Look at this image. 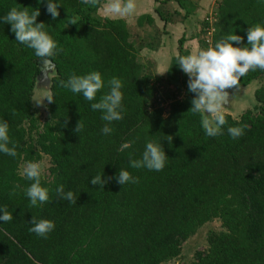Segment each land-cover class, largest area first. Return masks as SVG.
Returning <instances> with one entry per match:
<instances>
[{"label":"trees","instance_id":"1","mask_svg":"<svg viewBox=\"0 0 264 264\" xmlns=\"http://www.w3.org/2000/svg\"><path fill=\"white\" fill-rule=\"evenodd\" d=\"M107 1L60 0V16L53 20L46 3L0 0V17L13 7L29 13L39 8L37 22L62 50L50 58L56 64L50 88L55 100L42 123L33 102L41 59L15 41L10 24H0V120L8 123L9 147L17 152L0 153V206L13 215L0 223V264H166L215 219L226 231L210 233L208 249L196 252L189 264H264V85L255 92L258 112L250 109L239 119L225 113L223 134L208 137L201 115L190 111L189 77L182 70L178 80L145 73L128 20L99 15ZM216 12V32L203 41L205 50L234 33L243 37L234 46H246L247 30L264 26L258 0H221ZM72 17L79 23L65 27ZM185 41L180 39V56L189 55L182 49ZM93 71L105 81L93 102L109 91L113 77L123 84V119L109 125V135L102 133L106 122L92 102L61 86L72 74ZM263 76L259 69L249 71L235 89ZM166 86L172 92L160 91ZM79 121L83 129L76 133ZM234 126L245 129L242 137H230L227 128ZM147 142L162 143L168 156L162 171L130 167ZM125 143L131 146L121 151ZM43 156L51 161L50 179L42 175L41 181L49 201L30 207L26 189L32 182L21 177V165ZM121 168L137 182L119 184ZM102 173L111 177L104 189L90 182ZM61 185L77 203L59 199ZM33 216L53 221L55 229L46 238L30 233Z\"/></svg>","mask_w":264,"mask_h":264},{"label":"clouds","instance_id":"2","mask_svg":"<svg viewBox=\"0 0 264 264\" xmlns=\"http://www.w3.org/2000/svg\"><path fill=\"white\" fill-rule=\"evenodd\" d=\"M39 4H45L47 12L53 20L60 16V0H38ZM84 5H95L97 0H80ZM258 3L264 5V0H258ZM136 10L135 0H109L106 5V11L109 14L124 17L131 15ZM40 16V9L29 13L25 8L23 10L15 7L11 8L4 16L0 17V24L8 23L11 25V31L15 34V41L19 44L34 50L37 58L49 62L50 58L58 55L62 51L57 42L46 32L45 24L37 22ZM79 18L72 17L67 20L68 24H78ZM243 43V37L232 34L224 40L217 42L214 47L206 50H200L188 56H178L176 63L179 68L189 77L188 90L194 94L191 101L190 111L193 115H201V126L208 137H217L222 135V128L227 123L222 104L229 97V89H235L238 86L240 78L247 75L249 71L257 69L264 71V26H251L247 30V45L240 47L234 46ZM164 73V72H163ZM61 86L69 89L73 94L82 95L86 101L92 102L93 111L102 113L101 119L106 122L101 129L104 135H109L113 128L109 125L114 121L123 119V93L122 81L113 77L107 82L109 91L102 95L98 102L97 93L105 88V81L98 71L90 72L86 75L72 74L66 81H61ZM48 104L54 102V94L48 92L44 95V100ZM42 102V103H43ZM37 105L42 104L36 102ZM83 129V124L79 121L75 132L79 133ZM227 132L231 138L237 139L244 135L243 127H228ZM169 143L172 137L168 136ZM11 143L9 137V125L6 121L0 120V153L11 157L17 155L16 147ZM131 145L125 143L121 151L129 148ZM168 156L162 146V143L147 142L142 153V158L138 160L130 159L129 165L133 169L146 168L149 171H162L167 162ZM22 178L32 183L26 189V196L30 200V207L43 205L49 201V189L42 186V168L38 162H28L20 172ZM111 177L103 178V173L91 178V184L104 189L105 184ZM117 182L121 185L127 183H136L137 180L128 170L120 169ZM59 199L66 200L69 203H77V196L73 191L65 192L61 185L56 188ZM0 223L11 222L13 215L6 208L0 206ZM30 233H35L38 237L46 238L47 235L55 229V223L48 219H37L32 217Z\"/></svg>","mask_w":264,"mask_h":264},{"label":"rangeland","instance_id":"3","mask_svg":"<svg viewBox=\"0 0 264 264\" xmlns=\"http://www.w3.org/2000/svg\"><path fill=\"white\" fill-rule=\"evenodd\" d=\"M195 1L198 6L190 8L191 4ZM108 2L109 0L102 6L99 11V15L102 18L107 16L119 18L118 16L109 14L106 11V5ZM183 2L186 4L185 7L182 6V3L179 0H152V2H149L152 4L150 9L154 15V26L148 25L146 20H143V22H141L140 19L135 21L132 17L134 14L135 16H138V13L140 12L138 10L142 9L141 11H143L147 9V0H135V12L131 15L125 16L130 20L133 19L134 21L129 23L131 40L140 51L139 60L145 65V73H152L155 77L162 74L158 70V67H160V64H164L163 61L165 59L164 55L166 50L154 55V50L152 49L156 48V46L162 45L163 41H165L166 49L168 48L171 56L174 53H180V39L183 36L187 38V41H185L182 48L184 51L187 52L188 49H192L191 53L193 54L200 50H205L202 44L207 38V34L204 29V21L208 14L218 10L221 0H199V2L197 0H183ZM189 9L191 11H189ZM188 11L190 12L189 14ZM162 14L165 16H171L174 20H179V22L177 24H172L171 27L170 24H166L164 19H162ZM186 14L187 17H185ZM190 38L193 39L190 40ZM53 76L54 73L49 74V77ZM40 84V86L37 85L35 88L33 102L38 118L41 119L42 123H44L49 119V112L47 100L45 99L43 102V98L46 93L51 91L47 86V81H42ZM262 85H264V76L248 86L239 89H229V91L232 92V96L229 99L228 105L221 106L224 114L229 113L234 118L239 119L250 109L258 112V110L255 109V106L257 105L255 92ZM170 87L173 88L172 86ZM165 91L172 92L169 90L168 86H166ZM36 102L43 103L37 105ZM38 163L41 165L42 175L45 178L50 179L51 161L49 157L43 156L42 160ZM25 165L26 164L21 165V170ZM221 231H226V229L223 227L220 219H215L206 223L193 237L184 243L181 256L166 264H189V262L195 258L196 252L208 249V237L210 233Z\"/></svg>","mask_w":264,"mask_h":264},{"label":"crops","instance_id":"4","mask_svg":"<svg viewBox=\"0 0 264 264\" xmlns=\"http://www.w3.org/2000/svg\"><path fill=\"white\" fill-rule=\"evenodd\" d=\"M154 1V0H153ZM198 2H199V0H197ZM149 2H152V0L150 1V0H147V5L146 6H148L147 7V9H145V10H143V11H141L142 9H140V10H138V11H140L139 13H138V16H135V14L132 16L134 19H135V21H137V20H139L140 19V21L141 22H143V20L145 21L146 20V23L148 24V25H152V26H154L155 24H154V20H153V23H150V19H154V15L152 14V11H151V9H150V7L152 6V4L151 3H149ZM184 3V2H183ZM185 4V3H184ZM186 5V4H185ZM198 6V4H197V2L195 1L193 4H191V7L190 8H195V7H197ZM189 11H191L190 9H189ZM188 11V14L190 13ZM146 12V13H145ZM125 17V16H124ZM185 17H187V14H186V16ZM127 20H128V22L129 23H131V21L132 22H134L133 21V19L132 20H130L129 18H127V17H125ZM162 19H164V21L166 22V24H170L171 25V27H172V24H177L178 22H179V20H174V18H172L171 16H165V15H163V18ZM183 37H185V36H183ZM182 37V38H183ZM186 38V37H185ZM193 38H190V40H192ZM186 41H187V38H186ZM152 50H154V55H157V53H159V52H162V51H164V50H166V52H165V59H164V64L162 63V64H160V67H158V70L160 71V73H162V74H160V76L161 77H164V78H167L168 76H172V78H176L177 80L179 79V77H178V72H180L181 71V69L179 68V66H178V64L176 63V58L178 57V56H180V53L179 54H176V53H174L172 56H171V53H170V51L168 50V48L166 49V46H165V41H163V43H162V45H160V46H156V48H154V49H152ZM192 52V49H188L187 50V53L190 55V54H192L191 53ZM161 62V61H160ZM164 72V73H163ZM176 74V76L174 75H170V74Z\"/></svg>","mask_w":264,"mask_h":264},{"label":"water","instance_id":"5","mask_svg":"<svg viewBox=\"0 0 264 264\" xmlns=\"http://www.w3.org/2000/svg\"><path fill=\"white\" fill-rule=\"evenodd\" d=\"M40 68H41V74L38 78V81H37V85L40 86L41 82L42 81H47V86L50 90L51 88V83H52V77H49V74L50 73H54L56 72V64L52 61V60H49V62H45L43 59L40 60ZM36 85V86H37ZM229 92V97L227 98V100L222 104V105H228V102H229V99L231 98L232 96V92Z\"/></svg>","mask_w":264,"mask_h":264},{"label":"built area","instance_id":"6","mask_svg":"<svg viewBox=\"0 0 264 264\" xmlns=\"http://www.w3.org/2000/svg\"><path fill=\"white\" fill-rule=\"evenodd\" d=\"M216 16H217V12L216 11L212 12V13H210V14H208L206 16V21L208 22V25L205 28V33L207 34V38H206L207 42L211 41L213 35L216 32V28H215V25H214V21L216 20ZM161 88L162 89H160V91L163 90V89L166 90V87L165 88L161 87ZM159 99L162 100V96L161 95L159 96Z\"/></svg>","mask_w":264,"mask_h":264}]
</instances>
